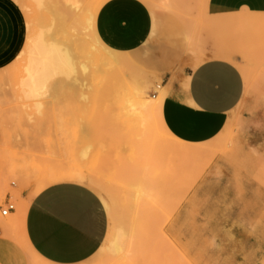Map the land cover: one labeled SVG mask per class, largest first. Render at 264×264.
I'll return each instance as SVG.
<instances>
[{
  "label": "rangeland",
  "instance_id": "1",
  "mask_svg": "<svg viewBox=\"0 0 264 264\" xmlns=\"http://www.w3.org/2000/svg\"><path fill=\"white\" fill-rule=\"evenodd\" d=\"M88 1L82 0V9ZM144 1L159 25L148 42L127 53L132 64L105 67L98 51L83 47L85 33L92 43L85 9L76 15L83 30L55 33L67 43L72 37L76 77L59 76L44 95L28 99L20 81L29 38L51 14L32 0H15L23 35L0 70V228L11 221L8 233L17 235L22 224L2 214L7 194L24 211L41 189L62 181L50 180L53 173L72 170L97 177L107 191L89 185L107 208V237L120 224L129 232L120 252L107 243L79 264H264V11L248 10L241 19L235 18L240 11L206 14V0H154L155 6ZM217 47L232 51L230 60L245 82L219 135L188 145L169 140L155 123V140L133 129L111 95L117 77L120 83L137 80L150 97L165 92L169 72L217 57ZM185 147L202 150L181 155ZM138 182L150 194L137 203L131 192Z\"/></svg>",
  "mask_w": 264,
  "mask_h": 264
},
{
  "label": "crops",
  "instance_id": "2",
  "mask_svg": "<svg viewBox=\"0 0 264 264\" xmlns=\"http://www.w3.org/2000/svg\"><path fill=\"white\" fill-rule=\"evenodd\" d=\"M205 8L208 15L264 11V0H206ZM17 12L15 0H0V70L9 65V56L17 51L23 35ZM153 24L154 14L144 0H107L97 13L95 29L106 46L130 53L150 40ZM185 65L165 75L161 118L179 140L205 143L223 131L229 114L240 103L245 89L243 73L234 61L221 57L208 56ZM5 200H11V193ZM9 214L13 222L22 223L37 255L52 264H79L91 258L109 229L107 208L98 193L72 180L47 185L23 213L15 208ZM0 264H29L25 247L3 226Z\"/></svg>",
  "mask_w": 264,
  "mask_h": 264
},
{
  "label": "bare ground",
  "instance_id": "3",
  "mask_svg": "<svg viewBox=\"0 0 264 264\" xmlns=\"http://www.w3.org/2000/svg\"><path fill=\"white\" fill-rule=\"evenodd\" d=\"M107 0H91L86 4V8L82 9V0H32V2L40 9L42 13L46 11L50 12L51 16L46 19L41 27L34 31L30 38L27 50V63L24 67V75L20 81V88L25 98H37L49 89L54 84L56 78L59 76H65L66 78H73L77 75V61L75 59V53L70 46L72 37L69 43L63 39H59L56 36V30L62 31L65 35L71 33V30H83L80 29L81 24L76 20V15L86 9L84 16V23L87 24V29L91 30L92 43L89 44L87 39V33L83 38L84 48L86 50L98 51L101 64L111 69L123 68L124 65H130L134 62V57L128 55V52H119L106 46L97 35L95 29V20L100 7ZM151 5L155 6L154 0H147ZM249 11L247 9L241 10L235 18L244 19ZM79 16V15H77ZM226 19L225 15H221ZM228 17V16H227ZM158 19L154 15L153 32L157 29L159 23ZM57 29H56V28ZM71 36V35H70ZM68 37V36H67ZM69 38V37H68ZM190 42L193 40L190 38ZM214 55L221 58L230 59L232 51L227 48L217 47L213 50ZM81 69L84 73H88V65L85 62L80 63ZM122 77H117L111 86V95L114 102L120 107H123L125 113L130 121L134 130L143 133L146 137L155 140L156 134L154 133L152 124L155 123L156 127L161 130L164 135L171 141H179L185 143L175 137L165 126L161 118V102L164 96L163 90H160L153 96H148L147 92L139 85L138 81L127 82L120 81ZM120 80V81H119ZM38 108L41 107V102H36ZM155 118V120L153 119ZM156 121V122H155ZM152 129V130H151ZM202 148L185 147L180 152L181 155L190 156L198 155L201 153ZM87 151L83 152L85 156ZM72 180L96 188L103 194H107L103 184L97 177L89 175L83 172L77 171H64L53 173L50 180ZM132 198L137 203L139 200L147 199L150 194V190L143 183H135L132 188ZM121 200L120 198H118ZM106 205L113 215L112 206L108 201H105ZM23 213V210L21 211ZM3 227L6 231H12L13 226L8 220L3 222ZM17 235L11 234L19 241L25 249L31 254L32 264H36L37 253L33 250L27 235L20 225ZM129 232L125 226L120 224L112 236H108L106 243L101 246L99 251H102L107 243L109 248L117 253L123 249L125 240Z\"/></svg>",
  "mask_w": 264,
  "mask_h": 264
},
{
  "label": "built area",
  "instance_id": "4",
  "mask_svg": "<svg viewBox=\"0 0 264 264\" xmlns=\"http://www.w3.org/2000/svg\"><path fill=\"white\" fill-rule=\"evenodd\" d=\"M15 208V203H13L12 201H7L5 207L2 209V214L8 215L10 211L14 210Z\"/></svg>",
  "mask_w": 264,
  "mask_h": 264
}]
</instances>
